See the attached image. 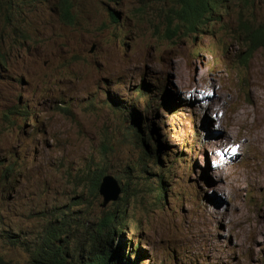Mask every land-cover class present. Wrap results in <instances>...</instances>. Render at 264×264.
Masks as SVG:
<instances>
[{
	"label": "rangeland",
	"instance_id": "rangeland-1",
	"mask_svg": "<svg viewBox=\"0 0 264 264\" xmlns=\"http://www.w3.org/2000/svg\"><path fill=\"white\" fill-rule=\"evenodd\" d=\"M135 3L121 0L119 8L134 15ZM80 8L78 1L73 13ZM257 10L256 23L264 22V4ZM126 35L129 57L112 56L108 36L110 56L97 64L87 55L95 35L66 26L51 55L68 77L34 123L10 130L0 96V171L12 168L0 177V258L28 264L10 241L30 246L59 213L94 222L121 211L113 243L121 240L134 264L138 256V264H264V50L240 71L239 45L225 38L218 47L231 64L218 73L196 54L153 61L159 39L146 11L128 20ZM49 63L25 56L18 66L38 84ZM87 169L120 182L117 201L101 207L98 192L78 183Z\"/></svg>",
	"mask_w": 264,
	"mask_h": 264
},
{
	"label": "clouds",
	"instance_id": "clouds-1",
	"mask_svg": "<svg viewBox=\"0 0 264 264\" xmlns=\"http://www.w3.org/2000/svg\"><path fill=\"white\" fill-rule=\"evenodd\" d=\"M78 1L81 8L77 15L73 11ZM81 1L84 0H0V96L4 100L2 118L10 130L25 121L34 123L41 103L60 88L58 80L68 77L69 67L63 64L54 70L51 55V49L62 47L66 26L77 24L81 31L95 35L87 55L97 64L110 56L105 50L108 36L113 40L112 56L129 57L127 22L144 11L151 35L159 39L149 54L158 64H171L182 54L190 53L200 57L199 62L207 61L218 73L223 72L231 64V57L228 49L218 45L227 38L239 45L236 68L245 71L255 54L262 51L259 49L248 58L251 29L264 24L256 23L257 7L264 0H209L203 11L191 8L189 0H136L134 15L119 8L121 0H93L94 3L83 4ZM229 18L235 22H223ZM25 56H31L34 61L45 57L50 62L46 66L49 72L38 84L31 83L28 74L18 66ZM228 144L233 151L238 147ZM224 162L222 169L229 165L226 159ZM118 186L121 194L122 185ZM120 243L121 240L115 241V246L123 257ZM139 259L140 256L135 264Z\"/></svg>",
	"mask_w": 264,
	"mask_h": 264
},
{
	"label": "trees",
	"instance_id": "trees-1",
	"mask_svg": "<svg viewBox=\"0 0 264 264\" xmlns=\"http://www.w3.org/2000/svg\"><path fill=\"white\" fill-rule=\"evenodd\" d=\"M208 1L189 0V4L191 8L203 11ZM259 49L264 50V24L251 29L248 58ZM59 110L67 113L68 109L59 108ZM135 132L138 135L139 128ZM141 148L146 160L148 155L142 145ZM142 160L143 157L140 158V162ZM86 171L82 173L78 183H89L91 191L96 193L105 172L101 169ZM10 172L12 168H6L1 172V178H5ZM118 184L121 185L119 181ZM120 212L105 211L94 222H86L78 216L59 213L52 221L46 223L37 240L30 246H25L24 242L21 244L18 240L10 241V244L13 247L23 248L28 253V264H127L115 242L113 243L114 234L122 227L118 222L122 217H119ZM0 264H5L1 258Z\"/></svg>",
	"mask_w": 264,
	"mask_h": 264
},
{
	"label": "water",
	"instance_id": "water-1",
	"mask_svg": "<svg viewBox=\"0 0 264 264\" xmlns=\"http://www.w3.org/2000/svg\"><path fill=\"white\" fill-rule=\"evenodd\" d=\"M97 191L102 198L101 207H105L109 202L117 201L120 194L118 182L110 174L101 178Z\"/></svg>",
	"mask_w": 264,
	"mask_h": 264
},
{
	"label": "bare ground",
	"instance_id": "bare-ground-1",
	"mask_svg": "<svg viewBox=\"0 0 264 264\" xmlns=\"http://www.w3.org/2000/svg\"><path fill=\"white\" fill-rule=\"evenodd\" d=\"M264 111V110H263ZM263 116H264V114H263ZM264 118V117H263ZM264 121V120H263ZM263 123V122H262Z\"/></svg>",
	"mask_w": 264,
	"mask_h": 264
}]
</instances>
